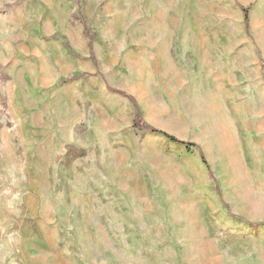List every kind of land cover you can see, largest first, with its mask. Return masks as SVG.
<instances>
[{"label":"rangeland","instance_id":"374dc122","mask_svg":"<svg viewBox=\"0 0 264 264\" xmlns=\"http://www.w3.org/2000/svg\"><path fill=\"white\" fill-rule=\"evenodd\" d=\"M0 264H264V0H0Z\"/></svg>","mask_w":264,"mask_h":264},{"label":"trees","instance_id":"16d2710c","mask_svg":"<svg viewBox=\"0 0 264 264\" xmlns=\"http://www.w3.org/2000/svg\"><path fill=\"white\" fill-rule=\"evenodd\" d=\"M245 18H246V22L248 24V22H249V11H248V9L245 10ZM86 33L88 35L89 31L86 30ZM88 37H89V35H88ZM131 100H133V99H131ZM2 107L5 108V105H3ZM133 126L139 131H143V132H147V133H151V134H160L163 137H165L167 140H169V141H171L173 143L179 144V145H184L186 147L195 146V144H190V143H187V142L180 141L176 137L172 136L171 134H168V133H166V132H164L162 130H159V129L155 128V127L149 126L147 123H145L142 120V118L139 116V114H136L134 116ZM201 158L202 159L204 158L203 155L201 156ZM203 162L205 164H207L206 161H204V159H203Z\"/></svg>","mask_w":264,"mask_h":264}]
</instances>
